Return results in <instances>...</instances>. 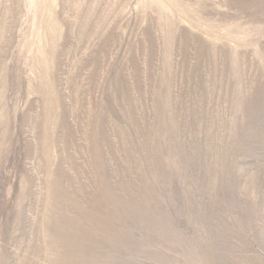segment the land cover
Masks as SVG:
<instances>
[{
    "label": "rangeland",
    "instance_id": "1",
    "mask_svg": "<svg viewBox=\"0 0 264 264\" xmlns=\"http://www.w3.org/2000/svg\"><path fill=\"white\" fill-rule=\"evenodd\" d=\"M0 264H264V0H0Z\"/></svg>",
    "mask_w": 264,
    "mask_h": 264
}]
</instances>
